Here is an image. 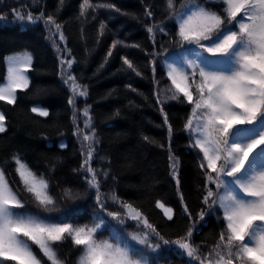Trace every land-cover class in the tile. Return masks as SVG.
Listing matches in <instances>:
<instances>
[{
  "label": "snow or ice",
  "instance_id": "6c2138e0",
  "mask_svg": "<svg viewBox=\"0 0 264 264\" xmlns=\"http://www.w3.org/2000/svg\"><path fill=\"white\" fill-rule=\"evenodd\" d=\"M63 6L59 0L54 12H46L38 0H12L0 8V22L11 15L13 23L44 25L56 53V75L67 87L72 135L79 144L78 162L70 169L72 181L56 177L63 156L43 154L47 168L40 171L19 149L0 144V264H69L70 252L77 254L71 264H174L169 251L183 264H264V0H145L141 23L147 43L131 45L142 52L143 64L120 56L122 70L150 77L153 85L150 96L131 84L125 87L151 99L162 118L165 138L142 139L167 152L184 220L179 231L171 233L153 221L140 202L124 199L115 187L113 161L100 154L87 103L89 86L74 74L79 61L68 46L64 22L57 19ZM101 8L136 18L112 3L81 0L82 38L83 24L95 19ZM105 27L99 20L97 43ZM118 45L129 46L113 39L97 72ZM33 61L27 49L3 57L0 141L9 128L4 109L19 108L21 93L27 95L24 90L37 98L44 91L30 87ZM176 105L183 108L178 128L169 112ZM21 111L33 125L41 121L31 114L50 117L49 108L40 104ZM50 126L63 135L61 125ZM177 132L186 138L199 178L195 211L182 191L181 158L173 147ZM40 135L47 138L44 132ZM57 147L66 150L67 144L61 140ZM54 183L59 194L53 192ZM154 207L162 210L166 225L176 224L173 207L159 198ZM212 217L213 231L197 239L198 223ZM65 244H70L69 252L63 250Z\"/></svg>",
  "mask_w": 264,
  "mask_h": 264
},
{
  "label": "trees",
  "instance_id": "16d2710c",
  "mask_svg": "<svg viewBox=\"0 0 264 264\" xmlns=\"http://www.w3.org/2000/svg\"><path fill=\"white\" fill-rule=\"evenodd\" d=\"M11 2L12 0H3L0 8ZM92 2L112 3L119 7L122 13L136 15V18H133L132 15L116 13L114 10L98 9L95 19L89 18L88 23L83 24V38L81 37L82 20L78 18L81 0H64V6L57 17L59 21L64 22L63 30L68 37V46L79 61L73 66L74 74L82 76L81 83L89 86L90 96L87 98V103L92 106L94 123L101 141L100 154H107L113 161V171L117 175L115 187L124 199L140 202L151 219L159 223L164 231L178 232L184 220L179 215V198L176 195L175 181L171 179L168 169L167 152L142 139L144 135L157 140L165 138V130L160 127L161 115L151 99L146 101L142 96L125 87L131 84L132 88L150 96L153 85L150 77H137L121 69V55L143 64L142 52L131 45L147 43L146 32L141 23L145 0H92ZM58 3L59 0H38L39 7H44L46 12H54ZM39 7H33L32 10L39 11ZM101 19L105 21L106 27L103 37L97 43L96 28ZM47 36L48 33L42 23L35 25L13 23L11 15L7 17L6 22H0V81L6 73L3 57L13 51L27 49L34 57V66L30 70V87L33 90L37 88L44 90L38 98L28 90H24L27 95L21 93L19 108L7 106L4 109L9 117V128L7 136L0 141V144H7L9 149H19L24 159L40 171H46L47 168L42 159L43 154L63 156L64 163L62 167H58L56 177L72 181L70 169L78 162L79 144L72 135L67 87L56 75V53L50 41L46 39ZM113 39L124 41L129 46L118 45L104 67L97 72L96 69L103 62ZM85 49L88 51L85 52ZM34 103L50 110L48 118L31 114L33 119L41 121L38 125L30 123L21 111V109H30ZM117 110L118 114L113 115ZM169 112L172 123L178 128L181 124L183 108L176 105L171 107ZM53 123L62 126L60 130L63 135H58L57 129L50 126ZM41 132L45 133L46 139L40 135ZM61 140L67 144L66 150L58 149ZM185 145L186 138L177 132L173 147L181 158L182 191L195 211L198 206L196 182L199 178L194 167L193 155L189 154L190 150ZM111 183L109 181V184ZM53 192L59 194V188L55 183ZM156 198L173 207L177 215L175 225L169 227L164 223L161 218L162 210L154 207ZM215 224V217L198 223L197 239L212 232ZM130 227L134 226L130 225ZM63 250L69 252L70 244H65ZM76 255L70 252L69 264ZM167 255L174 264H183L176 252L169 251Z\"/></svg>",
  "mask_w": 264,
  "mask_h": 264
},
{
  "label": "rangeland",
  "instance_id": "374dc122",
  "mask_svg": "<svg viewBox=\"0 0 264 264\" xmlns=\"http://www.w3.org/2000/svg\"><path fill=\"white\" fill-rule=\"evenodd\" d=\"M84 106V98H79V107H83ZM82 126V125H81Z\"/></svg>",
  "mask_w": 264,
  "mask_h": 264
}]
</instances>
